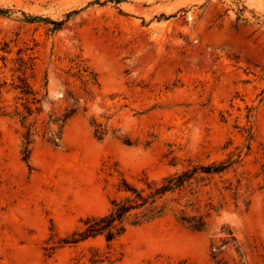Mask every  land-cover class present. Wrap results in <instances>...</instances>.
Here are the masks:
<instances>
[{
	"label": "rangeland",
	"instance_id": "1",
	"mask_svg": "<svg viewBox=\"0 0 264 264\" xmlns=\"http://www.w3.org/2000/svg\"><path fill=\"white\" fill-rule=\"evenodd\" d=\"M0 264H264V0H0Z\"/></svg>",
	"mask_w": 264,
	"mask_h": 264
},
{
	"label": "trees",
	"instance_id": "2",
	"mask_svg": "<svg viewBox=\"0 0 264 264\" xmlns=\"http://www.w3.org/2000/svg\"><path fill=\"white\" fill-rule=\"evenodd\" d=\"M222 169V166H207L204 168L206 172H218ZM194 172H183L182 174L176 176L175 178H170L167 182L160 187L154 189L148 197H143L136 190H132L135 193V199L132 202L130 199L126 200H113L110 210L98 217L88 218L84 224L85 228L78 233V237H72L70 242H76L80 239H85L88 237H93L98 234H103L106 240H111L114 237L120 235L125 230V220L131 214L132 210L139 209L145 204H153L154 196L161 195L164 192L170 190L172 187L180 186L185 179L189 178V175ZM126 185V183H124ZM148 198H151L150 202H147ZM160 210L156 211L159 213ZM136 216V215H135ZM134 224L139 223V221L133 222Z\"/></svg>",
	"mask_w": 264,
	"mask_h": 264
}]
</instances>
